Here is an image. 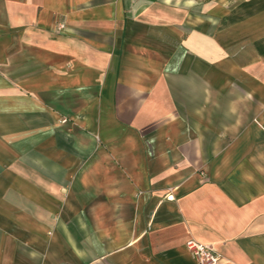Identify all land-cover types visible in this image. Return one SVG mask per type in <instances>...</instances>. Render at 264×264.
I'll use <instances>...</instances> for the list:
<instances>
[{
  "label": "crops",
  "instance_id": "crops-1",
  "mask_svg": "<svg viewBox=\"0 0 264 264\" xmlns=\"http://www.w3.org/2000/svg\"><path fill=\"white\" fill-rule=\"evenodd\" d=\"M190 239L264 264V0H0V264Z\"/></svg>",
  "mask_w": 264,
  "mask_h": 264
},
{
  "label": "built area",
  "instance_id": "built-area-1",
  "mask_svg": "<svg viewBox=\"0 0 264 264\" xmlns=\"http://www.w3.org/2000/svg\"><path fill=\"white\" fill-rule=\"evenodd\" d=\"M64 27V24H61L60 29ZM187 249L197 264H219L222 259L212 246L202 244L194 239L188 240Z\"/></svg>",
  "mask_w": 264,
  "mask_h": 264
},
{
  "label": "rangeland",
  "instance_id": "rangeland-1",
  "mask_svg": "<svg viewBox=\"0 0 264 264\" xmlns=\"http://www.w3.org/2000/svg\"><path fill=\"white\" fill-rule=\"evenodd\" d=\"M237 1H238V0H236V2H237ZM240 5H241V4H240ZM240 5L238 4V5H236V6H240ZM238 8H239V7H238ZM238 8H237V9H238ZM237 9H236V10H237ZM239 9H240V8H239ZM241 9H242V8H241ZM239 14H244V13H243V12H240Z\"/></svg>",
  "mask_w": 264,
  "mask_h": 264
}]
</instances>
